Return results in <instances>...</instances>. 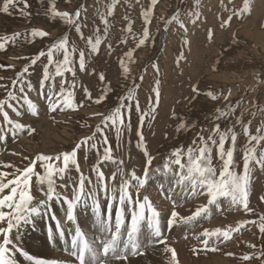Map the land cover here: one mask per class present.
Returning a JSON list of instances; mask_svg holds the SVG:
<instances>
[{"label":"rangeland","instance_id":"374dc122","mask_svg":"<svg viewBox=\"0 0 264 264\" xmlns=\"http://www.w3.org/2000/svg\"><path fill=\"white\" fill-rule=\"evenodd\" d=\"M28 2L30 7L27 11L30 16L27 18L21 17L15 9L12 10L11 14L0 13V35H10L14 32L24 33L32 28L42 29L50 35L43 39L36 38L34 43H26L21 37L16 41L14 47L12 45L8 46L7 52H0V64L14 65V70L0 69V76L5 77L3 83H10L9 78H13L15 72L27 63L25 59L18 60L14 57H32L39 51L46 50L55 39L63 35H68L70 43L76 44L79 48L85 47L84 42L73 28L65 25L58 18L52 19L45 14L48 0H43V2L41 0H28ZM221 2L222 0H200L198 8L200 18L194 25L184 15V13L191 10L193 0H183V2L182 0H159L154 8V16L149 25L153 39L145 46L135 49L132 34L139 36L142 33L143 20L140 13L142 8L148 7L150 0H139V3H137V0H119L114 8L113 15L107 17L109 20L107 38L101 44L98 53L88 58L87 71L81 72L77 66L74 78L76 82L75 100L77 102L84 100V88H87L92 97L95 98L107 86L109 89L107 99L100 105L85 101L87 106L75 112L66 111L61 113L56 111L49 113L48 102L45 98L48 88L46 87L43 90L40 88L43 65L47 62V59L46 57L41 58L35 66L30 68V75L27 77L32 85V91L28 92L27 87H25L28 99L37 106L39 115L36 117L29 115L27 104L23 100L17 105L24 113L22 117L17 118L10 112L13 119H20L23 123L31 125L36 129V132L32 136L21 134L16 138L8 134L6 140L0 142V161H11L18 166H22V156L33 157L37 153L56 155L70 151L82 137L90 135L88 126L94 128L99 123L100 118H91V114L96 112L108 113L112 110L118 104V98L127 92L133 81L139 85V88L136 89V98L139 100L141 108L146 109L149 100H155L151 90L155 85V81L159 80L160 97L154 119L146 120L141 129L144 136V145L150 155L155 158L151 165L147 184H153L161 180L172 181L168 183L172 185L175 182L173 175L171 173L164 174L162 170L164 158L175 148L183 147L186 149L196 139L201 130H204L203 135L207 137L215 124H219L221 130H226L233 127L237 116H242L245 123L250 119L253 120L250 131L254 134L256 128L264 123V115L257 111V106L264 108V83L258 84L255 79L258 76L261 81H264V28L261 27V25H264V0H250V15H246L241 19L233 18L230 26L223 29L220 27L221 18L226 19L233 8L241 7L243 0H232V3L223 0V7H221ZM55 3L58 10L61 11H72L83 5L81 19L84 25L82 27L84 36L93 35L97 27L100 29V34L103 35L104 25L100 23L97 13L98 11L106 13V5L111 3V0H71L70 3H66L65 0H55ZM178 8L182 12L180 19L187 27L186 35L176 23L168 25L167 30H165L164 23L161 20V17L170 18ZM125 17L132 21L131 34L125 31L127 26ZM209 29L213 31L211 41H209L207 35ZM184 39L189 42L187 46L183 44ZM121 40H126L127 43H121ZM108 45L112 46L111 50H109ZM129 49H135V63L131 65L130 78L125 79L119 67V59ZM181 55L184 59H180L177 63L178 57ZM57 58L60 57L57 56ZM153 63L159 68V73L152 68ZM100 74L104 75V82L99 80ZM65 75L68 81L73 80L71 74ZM141 75L143 76L142 81L139 79ZM59 80L58 77L56 91L59 90ZM193 85L198 86L199 95L192 92ZM208 92L214 93L217 99H210L207 95ZM5 95L4 90L0 89V98H4ZM17 95H19L18 92ZM226 95H228V101L223 98ZM237 102L239 104L235 115L219 120L215 119L217 109H224L226 104H236ZM13 103L16 102L13 101ZM21 105L23 106L21 107ZM253 111L257 112L254 119L250 115ZM173 113H175V118H173ZM181 122H185L188 127L177 132L176 129ZM131 124V132L126 131L124 133L119 145L114 131H108L107 134L113 149V155L117 160L122 159L124 161L125 174L134 170L140 176L143 174L145 156L137 147L138 116L135 110H133ZM82 125L85 126L82 127ZM234 131L238 134L236 159L239 161L241 148L246 140L240 125H235ZM12 152L21 155L14 156L10 154ZM78 161L85 175H90L91 168L98 163L97 152L90 150L86 153L81 150L78 153ZM24 163L26 164L27 161H24ZM100 168L105 176H111L117 165L104 162L100 165ZM157 168H160L161 171L157 172ZM69 175L73 180L77 178L74 169ZM93 181L95 182L94 176ZM116 183H119V177ZM146 185L140 190L141 199L146 196ZM58 190L64 192L63 189ZM71 192L72 189L69 188L64 194L70 197ZM156 193L158 194L157 189ZM33 194L37 197V200L42 198L35 188ZM133 195L135 196L134 190ZM262 195H264V171L255 168L252 173L249 195V207L254 210L252 214L246 213L242 207L232 206L227 199L221 198L217 204L209 206L208 212L197 218L196 221L189 224H180L173 227L171 231L167 229L168 218L166 220L165 218L172 211V207L163 203L158 206L160 203L154 200L152 191L151 196L147 197L153 207L162 214L160 215L161 228L165 237H167L168 245L174 248L177 254L180 253L179 264H261L255 258L249 261L241 259L245 254L255 257L264 250V236L259 233L256 225H246L239 232L233 233V238L226 242L215 241V238H213L215 246L219 249L214 252L215 254L212 251H203L205 255L201 256V251H199L200 253H194L193 249L203 246L198 239H202L200 233L205 229L224 228L247 219L256 220L258 225L259 216L264 214V202L260 200ZM205 203L206 200L203 196H197L194 203L183 206L180 204V207L176 210H182V212H179L181 216H188L196 207ZM100 205L101 211H104L106 201L103 199V194L100 197ZM59 209L60 204L53 201L50 203L48 210L41 211L45 214L43 218L48 220L44 223L43 229H40L41 234L45 236L48 250L51 251L52 247V251L57 253L54 257L46 253V257L45 255L44 257H34L28 253L26 240L28 239L29 243L32 244L38 235L41 236L38 232H35L33 237L29 234L26 225L32 226V220L25 226L22 225L18 232L13 231V239L17 246L22 252L33 257L34 260H41L45 264H55L58 261L57 264H59V262H63L60 260L62 255L70 259L71 249L69 246L77 227L89 241H95L104 236V232H100L101 229L92 212L91 201H89L87 205L81 204L75 210L76 224L67 222L62 227L63 242L59 241L60 246L57 250H54L48 241L51 238L52 231L56 229L58 224L53 215L55 217ZM163 211H165L164 214ZM185 230L191 231L183 234ZM140 239H142V242L140 240V250L142 248L141 251L144 254L130 255L127 264H168L171 258L170 254L163 251V245L148 242L151 237L148 234L146 225ZM248 244H254L255 248L247 247ZM33 246L37 247L38 244H33ZM156 250L161 252L159 253ZM226 253H233L234 255L229 256ZM199 256L200 259L196 260ZM13 258L16 264H32L19 252ZM136 259L137 262L134 261ZM64 262V264H70V262L76 264L75 260L68 261L66 258ZM118 263L123 264L119 261L111 262V264Z\"/></svg>","mask_w":264,"mask_h":264},{"label":"snow or ice","instance_id":"6c2138e0","mask_svg":"<svg viewBox=\"0 0 264 264\" xmlns=\"http://www.w3.org/2000/svg\"><path fill=\"white\" fill-rule=\"evenodd\" d=\"M43 2V0H41ZM70 3L71 0H65ZM183 2V0H182ZM232 3V0H228ZM119 0H111L106 5V13L98 11L100 23L104 25L103 35L97 27L93 35L84 36L82 27L84 26L81 19V12L84 6L68 11L58 10L55 0H48L46 15L52 19L58 18L65 25L74 29L75 33L84 42L85 47L79 48L76 44L70 43L69 36L63 35L55 39L46 50H41L32 57H14L15 59H25L27 63L15 72V76L10 79V83H3L5 77L0 76V89H3L6 95L0 98V142H4L8 134L13 138L21 134L32 136L36 129L29 124L23 123L20 119H13L10 112L15 117L20 118L24 115L20 107L17 105L23 100L27 104V113L31 116H38L37 106L28 99L25 87L28 92L32 91V85L27 80L30 75V68L35 66L41 58L46 57L47 62L43 65L42 78L40 80L41 90L48 88L45 96L48 102V111L53 113L59 111H78L80 108L86 107L85 101H90L96 105L102 104L107 99L108 87H104L101 93L93 98L91 92L83 89L84 100L77 102L75 100V75L78 66L81 72L87 71L86 63L88 58L98 53L99 48L108 35L109 20L107 17L113 15L115 6ZM139 3V0H137ZM159 0H150V4L146 8L141 9V18L143 20L142 33L137 36L132 34L135 43V49L145 46L153 39L149 25L154 16V8ZM200 0H193L192 8L184 15L192 24L199 21L200 13L198 11ZM23 5V7H21ZM30 7L28 0H0V13L11 14L15 9L21 17H29L30 13L27 9ZM223 7V0L221 2ZM250 0H243L242 6L233 8L226 19L221 18L220 27L227 28L230 26L233 18L241 19L246 15H250ZM182 15L178 8L170 18L161 17L165 30L167 26L176 23L179 29H182L186 35L187 27L180 19ZM127 21L125 31L132 33V21ZM264 28V25H261ZM50 33L37 28H32L24 33L14 32L10 35H0V52H7L9 45L13 47L16 41L23 37L26 43H34L36 38L48 37ZM208 38L211 41L213 31L208 30ZM121 43H127L121 40ZM188 40L184 39L183 44L188 45ZM111 45H108L111 50ZM129 49L123 57L119 59V67L125 79H129L131 75V65L135 63L134 50ZM59 56L60 58H57ZM184 59L183 55L178 57ZM152 68L159 73V68L155 63ZM0 69H13L14 65L0 64ZM65 74H71L72 81L66 79ZM59 80V90L56 91V81ZM139 79L142 81L143 76ZM258 84L264 83L260 77H255ZM99 80L104 82L103 74L99 75ZM139 85L133 81L127 92L118 98V104L108 113L96 112L91 114V118L99 117V123L95 127L90 128V135L82 137L75 143L70 151L49 155L45 153H37L33 157L22 156L21 165L18 166L14 162L0 161V264H16L14 255L20 253L32 264H44L43 261L34 260L33 257L17 246L13 239V231H19L22 225L31 222V218L40 215L41 211L48 210L50 203L53 201L62 202L66 205V220L76 224L75 210L81 204L87 205L91 201V209L96 217L104 236L97 241H89L84 233L76 228L71 239L70 255L74 257L78 264H111L112 261L123 262L127 264L129 256L143 255L140 250V235L146 225L148 234L151 239L150 244L163 245V251L170 254L171 258L168 264H179L177 253L174 248L168 245L167 237L161 228L160 212L153 207L149 198L140 197V190L145 187L148 182L151 165L155 159L150 155L144 145V136L142 127L146 120L154 119L156 108L159 104V80L155 81L152 88L155 100L150 99L148 107L142 109L139 100L136 98V89ZM17 92L19 95H17ZM192 92L196 95L200 94L198 86L193 85ZM210 99L216 100L217 96L208 92ZM230 95V92H229ZM193 99L195 97H192ZM228 101V95L223 97ZM13 101L16 103L14 104ZM236 104L228 103L224 109H217L215 119L228 118L235 115L237 111ZM23 105H21L22 107ZM135 110L138 116L137 126V147L145 156V166L143 174L138 176L136 172L130 171L125 174L123 167L124 161L117 160L113 155V149L109 142L108 131H114L116 134L117 144L124 133L131 132L132 114ZM257 111L264 115V108L257 106ZM253 119L257 112L250 113ZM175 118V113H173ZM253 120L250 119L245 123L242 116H237L233 127L221 130L219 124H215L210 134L205 137L203 131L197 134L196 139L185 149L183 147L173 149L170 154L164 158L162 170L164 174L171 173L175 179V184L182 189H186L188 194L195 198L203 196L206 200L205 204H201L188 216H181L176 211V204L173 202V209L167 219V229H171L180 224H189L196 221L197 218L206 214L209 206L217 204L221 198L227 199L232 206L242 207L249 214L254 212L249 207V195L252 183V173L255 168L264 171V123L256 128L253 134L250 131V125ZM235 125H240L242 134L245 137V144L241 148L240 160L236 159L238 134L234 131ZM85 125H82V127ZM188 125L181 122L176 131L187 129ZM107 130V131H106ZM227 145V147H226ZM102 147V152H101ZM83 150L86 153L90 150L97 152L98 163L91 168V174L85 175L81 170L78 161V153ZM14 156H20V153H10ZM24 161H27L25 164ZM215 161V162H214ZM104 162H111L117 165L111 176H105L100 165ZM39 169V170H38ZM75 170L77 178L75 180L69 175ZM157 172L161 169L157 168ZM95 177V182L93 181ZM119 183L117 184V178ZM134 182V183H133ZM35 188L41 195V199L33 194ZM71 188V196L64 193ZM58 189H63L64 192ZM135 191V196L133 195ZM106 201V209L102 212L100 205V197ZM264 202V195L260 197ZM34 201H36L34 203ZM114 211V217H113ZM53 218L54 215H53ZM258 226L259 233L264 236V214L259 216V223L256 220H242L235 225L224 228L217 227L214 230L205 229L200 233V243L202 249H193L194 253L199 251H218L215 241L226 242L233 238V233L239 232L246 225ZM59 229V224H57ZM63 235V232H61ZM18 238V237H17ZM247 247L255 248L254 244H248ZM226 255H234L226 253ZM255 258L261 264H264V250L255 257L245 254L241 257L243 261H249Z\"/></svg>","mask_w":264,"mask_h":264},{"label":"bare ground","instance_id":"6f19581e","mask_svg":"<svg viewBox=\"0 0 264 264\" xmlns=\"http://www.w3.org/2000/svg\"><path fill=\"white\" fill-rule=\"evenodd\" d=\"M237 31V30H236ZM244 32V31H243ZM238 35V34H237ZM258 35V34H257ZM245 36V35H244ZM251 36V35H250ZM248 37V36H247ZM259 37V36H258ZM237 38V37H236ZM261 38V37H260ZM259 38V39H260ZM263 49V48H262ZM257 50V49H256ZM242 54H244V53H242ZM247 62V61H246ZM250 63V62H249ZM253 64V63H252ZM250 65V64H249ZM253 71V70H252ZM231 73H233V72H231ZM257 74V73H256ZM208 77V76H207ZM212 78V77H211ZM224 82V81H223ZM163 180V179H162ZM165 180V179H164ZM168 180V179H167ZM57 203H59L60 204V209L59 210H57V213L55 214V219L57 220V222H58V224H59V229L57 228V226H56V229L54 230V231H52V233H51V238L49 239V241H48V243L49 244H51L52 246H53V249L54 250H57L58 249V247L60 246V243H59V241H61V242H63V235H61V232H62V227L63 226H65V224L68 222L67 220H66V205L65 204H63L62 202H57ZM53 208H55V207H53ZM103 212V211H102ZM170 212V211H169ZM76 213V212H75ZM79 214H80V212H79ZM170 214V213H169ZM45 214H43V213H41L40 215H36V216H33L32 218H31V220L33 221V224H32V226H28V225H26L27 226V228H28V232H29V234L31 235V237H33V236H35V232H38V233H40L41 234V230L40 229H43V225H44V223L46 222V221H48L47 219H45V218H43V216H44ZM86 215V214H85ZM160 215H162V214H160ZM83 216V215H82ZM79 219V218H78ZM167 219V218H166ZM90 221V220H89ZM167 224V223H166ZM25 226V225H24ZM145 227V226H144ZM86 228V227H85ZM95 228V227H94ZM97 228V227H96ZM100 228V227H99ZM98 228V229H99ZM180 228V227H179ZM92 231V230H91ZM87 232V231H86ZM100 232H102L101 230H100ZM26 233H27V231H26ZM99 234V233H98ZM97 234V235H98ZM103 234V233H102ZM100 236V235H99ZM102 236V235H101ZM97 237V236H96ZM142 237V236H141ZM26 238H28V237H26ZM143 239V238H142ZM142 239H140L141 240V242H142ZM31 240V239H30ZM144 240V239H143ZM148 240V239H147ZM146 240V241H147ZM150 240V239H149ZM27 242H26V245H27V251H28V253H30L32 256H37V257H44V255H45V253L47 254V255H53V257H54V255L55 254H57V253H55L54 251H52V247H51V251H49L48 250V248H47V242H46V240H45V236L44 235H42L41 234V236H39L38 235V237L32 242V244H30L29 243V240L27 239L26 240ZM38 244V246L37 247H35V246H33V244ZM59 243V244H58ZM49 246V245H48ZM142 247V246H141ZM157 246H155V248H156ZM69 248L71 249V245L69 246ZM158 248V247H157ZM159 249V248H158ZM141 250H142V248H141ZM46 251V252H45ZM145 251V250H144ZM157 251V250H156ZM151 252V251H150ZM157 252H159V251H157ZM161 252V251H160ZM159 252V253H160ZM156 253V252H155ZM158 255H160V254H158ZM164 255V254H163ZM61 256V255H60ZM154 256V255H153ZM165 256H167V255H165ZM164 256V257H165ZM45 257H46V255H45ZM155 257V256H154ZM153 257V258H154ZM157 257V256H156ZM160 257V256H159ZM58 258V257H57ZM65 258L69 261H71V260H73V257L70 255V259L67 257V256H64V255H62L61 257H60V260L61 261H63L64 262V260H65ZM140 258V257H139ZM162 258H163V256H162ZM167 258V257H166ZM42 259V258H41ZM47 259V258H46ZM55 259V258H54ZM150 259V258H149ZM156 259V258H155ZM165 259V258H164ZM143 260V259H142ZM41 261V260H40ZM135 262H137V259L136 260H134ZM164 261V260H163ZM58 262V261H57ZM57 262L55 263V264H57ZM63 262H59V264H64ZM46 263H49V262H46ZM53 263V262H52ZM130 263V262H129ZM134 263V262H133ZM45 264V263H44ZM51 264V263H50ZM73 264V263H72ZM119 264V263H118ZM148 264V263H147Z\"/></svg>","mask_w":264,"mask_h":264}]
</instances>
